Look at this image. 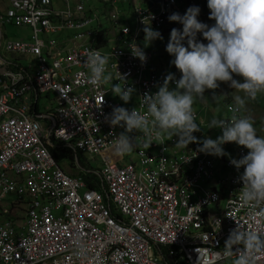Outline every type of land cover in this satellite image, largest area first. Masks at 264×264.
I'll use <instances>...</instances> for the list:
<instances>
[{
	"label": "built area",
	"instance_id": "2783aa9c",
	"mask_svg": "<svg viewBox=\"0 0 264 264\" xmlns=\"http://www.w3.org/2000/svg\"><path fill=\"white\" fill-rule=\"evenodd\" d=\"M0 1L6 7L0 13V26L34 29L31 42H9L6 50L36 59L32 74L9 71L0 61V204L12 195L26 199L24 225L7 219L9 210L0 213V264H163L154 256V244L169 247L174 264H233L239 252L226 255L225 240L235 224L264 232V206L241 203L242 185L234 166L227 162L231 172L219 180L220 190L203 194L199 182L214 176V160L213 155L198 151L199 144L182 149L171 137L169 157L164 154L167 146L154 133L149 137L128 132L141 144L137 171L134 163L120 165L123 155L113 148L123 125L106 122L114 107H123L111 98L106 84L123 85L117 78L124 76L125 86L134 89L129 102L137 100L132 109L145 114V95L157 91L167 75L165 64L155 66L153 55L139 44L144 35L142 19L147 22L150 16L151 27L161 34L180 26L167 19L169 14L182 15L193 3L138 4L135 30L128 26L118 30L115 40L122 47L102 51L95 46L98 34L90 29L95 20L84 5L90 0H62L65 11L53 8L55 0ZM72 2L77 4L70 7ZM112 18L117 26V16ZM62 31L74 32L67 46L38 36ZM133 42L146 55L143 63L129 50ZM89 51L108 57L105 75L111 80L102 85L88 82L84 61ZM36 92L55 95L57 107L46 116L47 124L41 121L44 116L32 118L28 109L19 106L26 94ZM52 137L75 151L102 155L106 164L98 173L101 189L89 187L84 178L60 167L50 151ZM149 138L153 141L148 147H158L159 156L148 153ZM246 152L241 148L239 158ZM219 203L220 213L206 211L208 205ZM253 264H264V249L254 253Z\"/></svg>",
	"mask_w": 264,
	"mask_h": 264
},
{
	"label": "clouds",
	"instance_id": "9594fccd",
	"mask_svg": "<svg viewBox=\"0 0 264 264\" xmlns=\"http://www.w3.org/2000/svg\"><path fill=\"white\" fill-rule=\"evenodd\" d=\"M92 1L94 0L84 3L89 16L91 9H89L88 6L91 5ZM98 1L111 4L114 10L110 14V17L116 31H118L120 27H130L124 23L122 24L120 17L117 15L115 5L118 0ZM178 1L181 3L182 0ZM185 1L187 3H193V5L187 7L182 15L177 12H172L167 17L169 21L178 22L180 24L178 28L165 29L160 34L158 30L151 27L150 16L146 17L147 22L142 19V24L144 25L142 31L144 35L139 39V44L141 45L140 41L144 40V46L147 47L151 41L162 39L165 34H168L169 39L165 46V50L172 57L169 64L178 70L180 76L178 79L174 77L172 73H169L166 67L167 62L161 61L160 63L165 64L167 75L163 82L157 86V91L145 95L147 96V109L145 114H141L133 109L128 110L121 106L112 109L106 122L111 126H120L122 124L124 127V132L116 136L113 148L118 155H123V161L125 160V156H127V159H130L126 153L132 150L137 158L135 162L139 163L137 150L140 148V141L137 137L130 139L126 134L133 130H136L138 134L143 133L149 137L154 133L159 139V143H164V145L167 146L164 154L169 157L171 155V147L173 146V143L169 140L171 137L176 138L175 144L178 148L186 149L188 144L191 146L199 144L198 151L213 155L212 158L214 160V176L209 180H201L199 182L201 188H203L200 190L203 194L204 191L215 192L216 189L220 190L219 180L222 176L221 174L218 175V171L220 167H224L228 169V174H230L231 171L227 166V162L229 161L238 171L237 179L242 185L239 192V200L241 203L251 207L264 206V136L257 134L254 122L250 117L243 116L242 111L245 107V98L251 99L249 101L252 102L258 93H264V0H206V7L209 9V12L206 13L202 12L196 0ZM56 2H61L63 4V9L58 8ZM154 2L156 7L160 6L161 2L159 0H154ZM132 3L135 16V7L138 4L142 7H148V1L146 0H143V2L132 0ZM75 4L77 3L72 2L69 6L73 7ZM53 8L56 11H65L68 9L67 4L62 0H55ZM5 9L6 7L2 6V8H0V13H5ZM113 15L117 16L118 27L115 26V21L112 18ZM125 17L126 14L123 12V18ZM197 17L208 20L207 22H203L198 20ZM94 20L97 21L99 26L96 32L98 35L96 39L97 45L95 44V46L101 47L102 51L107 50V48L110 47L109 32L102 28V23L99 18ZM210 23L212 24L209 25ZM4 26L6 25L0 27ZM32 30L34 32L33 28ZM131 30L134 31L135 29L131 28ZM65 32L72 31L57 33ZM57 33H41L38 36L44 42H48L42 39L41 35H54ZM198 34L203 38L204 42H201V40L197 38ZM118 35L119 31L118 34L115 35V39ZM69 39L71 40V38ZM31 41L32 39L30 41L21 42ZM55 43L57 42L55 41ZM117 43L118 46L116 47H122V44L119 42ZM69 44L70 42H68V45ZM4 50L7 54L16 55L9 53L6 50V46ZM129 50L131 54L142 63L145 61L146 55L143 49L138 47L134 42L131 47H129ZM145 51L153 55V63L155 54L146 49ZM32 59L36 64V59L34 57H32ZM0 61L4 62L5 69L9 71L32 74L30 68L33 66L26 69L15 68L16 65L19 64L18 62L9 61L1 55ZM84 63L89 70L88 82L90 84L102 85L104 82L112 79L110 75H105L108 63V57L106 55H102L97 51H89L86 53ZM154 65L158 66L159 64ZM235 75L239 76L241 79L237 80L233 78ZM117 79H122L124 83L123 85L111 83V91L114 95L118 96L120 100L127 103L130 101L129 99L134 89L132 86H125L124 76L120 75ZM173 82L175 85H173ZM219 82H227L231 89L234 88L238 90L243 93V96L236 95L233 98L234 103H228L226 105L228 113L226 118L213 117L207 123V121L199 117L197 113L193 112L192 105L196 98L204 97L203 93L205 89H216L219 86ZM168 85H170L171 89H169ZM35 94L39 99L43 96V94L37 92ZM131 102L132 105H135L137 100L133 99ZM50 113L51 112L39 114L37 112L35 114L44 115L45 118L41 121L47 124L48 121L46 120V116ZM201 127L219 128L221 134L216 136L215 139L210 137L203 138V133L195 132L200 131ZM161 136L162 139H160ZM201 138L203 139L200 141ZM152 141L153 140L149 138L145 147L147 148ZM59 142L70 147L66 142ZM231 142H235V144L238 145L235 149L236 158L225 157L227 153L222 146H227ZM52 145L51 139L50 151ZM243 147L247 149V152L239 158V151ZM147 151L154 156H159L158 154H160L159 148L156 146L148 147ZM76 152L86 154L81 151ZM190 158L191 156L184 161H188ZM121 162L122 161H120V163ZM129 162L134 163L133 161H128L122 164H127ZM105 164L106 161L104 160V165ZM103 166L99 169L91 167L94 169L97 178ZM60 167L66 172L62 165H60ZM241 167L243 168L242 171H240ZM66 173L79 176L72 172ZM215 179L217 182L209 187L208 184ZM100 186L98 178L97 187L92 188L101 189ZM13 196L16 199L12 200L15 202L10 203V215H7V219L10 218L13 222L22 221L24 220L26 199H19L16 195H12L9 198ZM8 199L6 202L1 203L0 207L6 205ZM219 205L220 203L218 206L216 204H210L205 209L207 212L215 215L216 213H220ZM19 206L24 208L22 210L23 217L21 219H16L18 218L17 213L19 211ZM112 208L114 214L116 210L114 207ZM2 212L3 210L0 208V213ZM225 244L227 249L226 255H231L233 250L239 252L233 264H253L254 253L264 249V232L252 230L250 228L246 229L243 225L236 223L235 227L229 231ZM159 249L167 255L164 257L159 252ZM153 251L154 256L157 257L160 263L174 264L173 257L168 255L169 247L162 244H154Z\"/></svg>",
	"mask_w": 264,
	"mask_h": 264
},
{
	"label": "rangeland",
	"instance_id": "374dc122",
	"mask_svg": "<svg viewBox=\"0 0 264 264\" xmlns=\"http://www.w3.org/2000/svg\"><path fill=\"white\" fill-rule=\"evenodd\" d=\"M139 2H143V0H138ZM198 5L200 6L203 13L209 12V9L206 7V0H196ZM1 5V1H0ZM56 6L58 8L63 9V4L61 2L57 3ZM89 9H91L90 16L94 19L99 18V20L102 23V28L109 32V38L110 43L109 46L116 47L118 46V43L115 41V35L118 34V31L114 29V24L112 22V19L110 17V14L113 12L114 9H112L111 4L102 3L98 0L92 1L91 5L88 6ZM2 8V6H0ZM115 10L117 12V15L120 17V21L123 24L129 25L132 29H135L137 26L136 16L134 15V7L132 0H118L115 5ZM123 12L126 14V19L123 18ZM198 20L207 22L208 19L204 20L201 17H197ZM210 23L209 25H211ZM91 30H93L95 33L98 31L99 26L97 21H95L92 26L90 27ZM179 30V29H178ZM67 33V32H65ZM3 34L5 35L4 41L1 43V49H0V55L8 59L12 62H18L21 66L29 68L30 66H33V62L30 58H26L23 56H16L7 54L4 50V47L9 42H21V41H30L34 35V32L32 28L29 26H15V25H6L3 27ZM64 35V33L62 34ZM73 36V34H72ZM41 38L46 41L51 40H57L59 38L57 34L54 35H41ZM198 39L203 41V38L197 36ZM95 39L92 38V40ZM169 35L165 34L162 39H155L151 41L147 47L144 46V40L140 41L141 45L144 49L152 52L155 54L153 63L154 64H160L161 61L167 62L166 67L169 70V73H172L174 77L177 79L180 76V73L178 70L173 67L171 64H169V61L172 59V57L166 52L165 46L168 42ZM161 72V70H159ZM237 80H240L241 78L237 75L233 77ZM115 84V83H113ZM111 84L108 83L105 85L106 89H111ZM203 98H196L194 100V103L192 105L193 112L197 113L199 117L207 121V123L213 118V117H219V118H226L228 116L226 105L228 103H234V97L236 95L243 96V93L239 92L236 89H231L227 82H219V86L216 89H205L203 93ZM215 96V98H214ZM248 98H245V107L242 109L243 116H248L251 118V120L254 122V127L257 129V134L264 136V93H258L256 98L253 99L252 102H250ZM122 102L123 107L132 109L136 107L135 105H132V102L125 103L124 101L120 100ZM132 105V106H131ZM57 102L55 100V95L52 94L50 96H41L39 101V110L42 113H48L52 112L56 109ZM197 121V120H196ZM198 122V121H197ZM196 133H203L205 137H210L215 139L216 136L220 135L219 128H207V127H201L200 131H195ZM201 138L200 141L203 139ZM227 155L226 158H236L235 155V149L238 147V145L235 144V142H231L227 146H222ZM128 154V157L131 159H127V156H125V160L122 161L120 164L133 161L136 166V170H139V163L135 162L137 160L134 152L131 150L130 152L126 153ZM67 160V156H63ZM62 161L61 165L66 170V172L71 173L70 169L71 165L69 161ZM80 161L83 165L86 167H92L95 169L101 168V166L104 165V160L101 155H96L92 153H86L83 156H81ZM220 165V164H219ZM77 166V165H76ZM222 166V165H221ZM73 169L74 172H78L80 168L77 166ZM228 169L224 167H220V170L218 171V175L221 174V176L228 175ZM15 177V176H12ZM217 182L215 179L214 181H211L208 186H212ZM101 187V186H100ZM16 199L14 196L9 198L6 205L1 206L0 208L2 210H10V203L12 200ZM24 208L22 206H19L16 219H21L23 217V210ZM18 225L21 226L24 225V221H18Z\"/></svg>",
	"mask_w": 264,
	"mask_h": 264
},
{
	"label": "trees",
	"instance_id": "16d2710c",
	"mask_svg": "<svg viewBox=\"0 0 264 264\" xmlns=\"http://www.w3.org/2000/svg\"><path fill=\"white\" fill-rule=\"evenodd\" d=\"M53 145L51 146L52 154L54 155L56 161L61 165L62 161H66L67 159L63 156H67L70 162L71 168L79 167L80 170L78 172H74L73 169L69 168L73 174L82 176L89 187H97L98 178L94 173V169L91 167H86L80 161L81 156L84 154L74 151L72 148L65 146L61 142L52 138ZM77 165V166H76Z\"/></svg>",
	"mask_w": 264,
	"mask_h": 264
},
{
	"label": "crops",
	"instance_id": "0c3cea01",
	"mask_svg": "<svg viewBox=\"0 0 264 264\" xmlns=\"http://www.w3.org/2000/svg\"><path fill=\"white\" fill-rule=\"evenodd\" d=\"M62 34L63 33H57V36L59 38H57V40H55V41L57 42V44H62L63 46H67L68 45V42L70 40L69 38L74 37V32H67V33H64V35H62ZM72 34H73V36H72ZM4 39H5V35L3 34V27H0V49L2 47L1 46V43L4 41ZM23 57L30 58L32 61H34L32 59V57H30V56H23ZM33 64H34L33 67H35L36 66L35 62H33ZM15 68H23V69H26L27 67H23L20 64H18V65H16ZM50 95H52V94H50ZM111 98H113L115 100L116 99L117 100H120V98L118 96L114 95V94H111ZM39 101H40V99L38 98V96L35 93H30V94H26L23 97V99H21L19 106L28 109L29 112H30V116L32 118H36L35 117V115H36L35 113L38 112L39 114H43L39 110ZM45 114H47V113H45ZM42 116H44V115H42ZM11 202H15V201H11Z\"/></svg>",
	"mask_w": 264,
	"mask_h": 264
}]
</instances>
